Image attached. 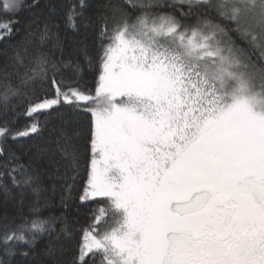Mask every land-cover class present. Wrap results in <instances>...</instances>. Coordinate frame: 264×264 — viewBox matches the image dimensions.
Masks as SVG:
<instances>
[{"label": "snow or ice", "instance_id": "1", "mask_svg": "<svg viewBox=\"0 0 264 264\" xmlns=\"http://www.w3.org/2000/svg\"><path fill=\"white\" fill-rule=\"evenodd\" d=\"M22 3L0 2V40L12 34ZM69 8L75 28L74 17L84 14ZM91 19L84 17L85 28ZM98 20L94 94L48 77L39 55L22 83L50 81L54 94L28 103L23 115L33 123L24 130L0 125V188L9 192L7 176L36 198L30 219L4 225L5 256L54 231L40 215L39 168L21 163L7 140L38 133L34 114L68 105L92 117L91 170L80 199L101 198L81 229L76 264H264V0H108ZM53 40L59 46L45 24L39 41ZM79 51L88 58L87 48ZM15 61L24 64L19 53ZM4 79L7 110L19 94L7 65ZM81 135L68 125L55 142L69 168L80 162Z\"/></svg>", "mask_w": 264, "mask_h": 264}, {"label": "trees", "instance_id": "2", "mask_svg": "<svg viewBox=\"0 0 264 264\" xmlns=\"http://www.w3.org/2000/svg\"><path fill=\"white\" fill-rule=\"evenodd\" d=\"M84 2L86 7L80 9L79 0H23L21 10L14 17L12 34L0 40V97L6 83L5 65L11 77V86L19 90L18 95L10 96L7 110L0 102V125L7 123L11 129L24 130L33 123L31 118L23 115L28 103L45 94H54L50 81L42 82L37 79L29 81L28 84L22 83L26 79V73L31 75L30 68L35 66V58L39 55H43L48 61V77L55 74L58 82L63 80L66 85L70 84L81 91H91L94 94L101 72V24L98 16L108 0ZM118 2L124 3V0ZM165 2L172 3V0ZM70 5H77V12L84 14L74 17L75 28L67 20ZM125 7L133 16L138 14L127 4ZM165 11L173 12V9L166 8ZM174 14L179 16V13ZM88 16L92 19L89 27L85 28L82 21ZM181 19L187 23L195 21L194 16ZM45 24L58 36L59 46H56L57 42L54 40L40 43L39 34ZM29 31L33 33L31 37L27 36ZM81 48L88 49V58L79 51ZM18 53L24 59L22 66L15 61ZM41 83L44 87L40 86ZM34 115L38 123V133L16 139L9 137L5 146H10L16 152L21 163L39 168L43 189L39 197L40 215L53 221L54 231L51 235H42L31 248L22 243L16 245V254L11 257L5 256V246L0 241V259L8 258L12 264H76L81 229L89 225L92 210L98 207L96 201L101 199H80L87 187L91 168L90 139L87 135L92 122L91 113L64 105L54 106L53 109ZM68 125L80 129L82 133L77 140L82 155L76 168L68 167V162L62 159L55 143L61 136L62 129ZM3 181L8 185L9 192L5 193L0 188V236L6 223L19 224L25 218L32 217L31 208L36 199L30 190L13 187L7 176ZM65 228L70 235L66 236L61 231ZM49 245L53 248L52 252L48 251ZM24 251L29 252V255H21Z\"/></svg>", "mask_w": 264, "mask_h": 264}, {"label": "rangeland", "instance_id": "3", "mask_svg": "<svg viewBox=\"0 0 264 264\" xmlns=\"http://www.w3.org/2000/svg\"><path fill=\"white\" fill-rule=\"evenodd\" d=\"M90 170H91V168H90ZM90 199H91V198H90ZM90 199H89V200H90ZM95 199H97V198H95Z\"/></svg>", "mask_w": 264, "mask_h": 264}]
</instances>
